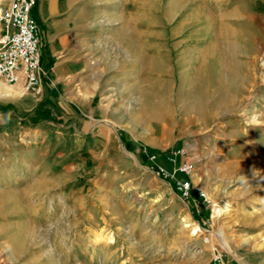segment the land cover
I'll return each mask as SVG.
<instances>
[{"label":"rangeland","instance_id":"374dc122","mask_svg":"<svg viewBox=\"0 0 264 264\" xmlns=\"http://www.w3.org/2000/svg\"><path fill=\"white\" fill-rule=\"evenodd\" d=\"M173 1L155 0L154 22L104 23L87 106L38 120L0 107V264H212V246L236 243L264 264V5L162 9ZM144 149L168 169L182 149L205 197L182 200ZM17 221L11 243L2 224Z\"/></svg>","mask_w":264,"mask_h":264},{"label":"crops","instance_id":"0c3cea01","mask_svg":"<svg viewBox=\"0 0 264 264\" xmlns=\"http://www.w3.org/2000/svg\"><path fill=\"white\" fill-rule=\"evenodd\" d=\"M180 1L174 0L171 7L163 4L162 9L164 11L179 9ZM262 1L264 2V0H200L199 5L202 12L218 11L220 6H224L222 10L226 12H242L246 9L243 7L245 4L250 6L258 4L260 9L261 5H264ZM154 2L155 0H37L33 15L41 40V67L44 71L40 87L35 91H27L24 90L23 80L14 84L0 80V107L19 118L28 116L38 120V117L58 115L62 108L87 106L82 93L95 91L98 88L97 77L104 74L100 71L101 67L97 60L98 43L104 23H123L124 13L126 23H140L139 13L144 11L148 13L146 16L148 21L154 22L151 14L156 8ZM231 36L232 34H229L227 37L225 49L232 52ZM144 43L154 53L155 42L146 40ZM144 48L142 45V49ZM150 49H145L146 53L144 52L150 57L148 61L155 57V53L150 55L148 52ZM179 58L182 59L181 56ZM233 65L231 62L230 69H233ZM230 73L229 78L232 81L233 71ZM168 164L172 166L169 162ZM240 246L241 244L236 243L230 246L229 250L220 248L227 264H252L242 254L247 248Z\"/></svg>","mask_w":264,"mask_h":264},{"label":"built area","instance_id":"2783aa9c","mask_svg":"<svg viewBox=\"0 0 264 264\" xmlns=\"http://www.w3.org/2000/svg\"><path fill=\"white\" fill-rule=\"evenodd\" d=\"M37 0H12L6 7H0V80L14 84L20 80L24 82V90L39 89L43 69L41 67V40L38 25L33 11ZM151 170L163 179H171L177 189L179 197L188 201L192 190L204 193L199 187H194L190 178L193 165L182 157V149L167 153V160L172 165L166 168L157 163L158 155L144 149ZM179 175V177H177ZM205 197V196H204ZM208 241V237H204ZM212 264H227L220 248L212 246Z\"/></svg>","mask_w":264,"mask_h":264},{"label":"bare ground","instance_id":"6f19581e","mask_svg":"<svg viewBox=\"0 0 264 264\" xmlns=\"http://www.w3.org/2000/svg\"><path fill=\"white\" fill-rule=\"evenodd\" d=\"M125 35H127L128 37H130V39H132V41H133V36H134V34H136V33H134V32H131L128 28L127 29H122L121 30ZM140 33V32H139ZM136 36H137V34H136ZM150 63H152L153 64V59H152V61L150 60ZM163 68V67H162ZM231 74V73H230ZM233 75V74H232ZM230 76V75H229ZM222 100H224V99H222ZM222 100L220 101V102H222ZM224 102V101H223ZM159 103H161V102H159ZM229 103V102H228ZM227 103V104H228ZM39 182V181H38ZM12 195H13V193H12ZM1 196V195H0ZM6 196H8L7 198H5V199H8L9 201L8 202H10V203H8V204H10L11 205V208H12V211H16L17 210V208H18V200H16V199H12V197H11V195L9 196V195H7L6 194ZM15 197H16V195H14ZM14 197V198H15ZM30 198V197H29ZM10 199H12V202L10 201ZM24 201V200H23ZM18 211V210H17ZM216 212H219V210L217 209L216 210ZM2 226H3V228H5L6 226H8V227H14V228H16L17 230H15L13 233H12V238L10 239V238H8V239H10V241H11V243H14L15 241H16V239H17V237L18 236H22V234H23V230H25V228L27 227L26 226V224L25 223H18V221H17V223H3L2 224ZM2 228V227H1ZM2 228V229H3ZM11 234V233H10ZM36 234V233H35ZM10 237H11V235H9ZM26 237V236H25ZM24 239V238H23ZM96 239L97 240H100L101 238L100 237H96ZM13 241V242H12ZM19 241V240H18ZM17 241V242H18ZM26 242V241H25Z\"/></svg>","mask_w":264,"mask_h":264}]
</instances>
